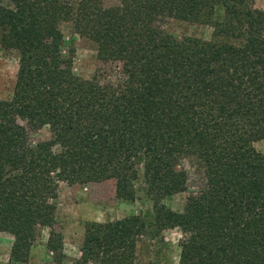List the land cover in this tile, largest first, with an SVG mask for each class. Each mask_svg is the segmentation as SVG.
<instances>
[{
  "label": "trees",
  "instance_id": "1",
  "mask_svg": "<svg viewBox=\"0 0 264 264\" xmlns=\"http://www.w3.org/2000/svg\"><path fill=\"white\" fill-rule=\"evenodd\" d=\"M0 0V47L19 58L13 97L0 101V232L10 264L27 261L45 229L63 264L60 186L114 181L154 203L133 215L88 222L74 264H135L153 232L179 229V264H264V9L256 0ZM264 1V0H263ZM177 19L212 29L179 39ZM97 46L93 78L73 72L61 24ZM51 137L32 145L31 130ZM190 161L204 184L184 211Z\"/></svg>",
  "mask_w": 264,
  "mask_h": 264
},
{
  "label": "rangeland",
  "instance_id": "2",
  "mask_svg": "<svg viewBox=\"0 0 264 264\" xmlns=\"http://www.w3.org/2000/svg\"><path fill=\"white\" fill-rule=\"evenodd\" d=\"M115 0H108L114 4ZM255 7L264 9V1L256 0ZM65 38V54L73 55V72L82 79H91L100 68L97 46L87 38L81 37L74 31L70 22L60 26ZM164 28L179 39L198 37L204 40L212 39V29L207 26L192 24L177 19H169ZM19 58L15 51L4 50L0 47V101L13 97ZM48 127L31 130L30 143L50 139ZM255 148L264 154V140L255 143ZM189 174L188 190L165 199L168 208L182 212L189 200L198 194L204 184L203 175L188 161L181 163ZM141 180L138 183L136 200L126 202L116 196L114 181L91 183L87 185L70 186L62 183L58 200V228L64 237L63 264H74L81 256V247L85 237V227L88 222H106L137 215L143 217L149 224L154 218V203L145 191L142 178V164L138 166ZM50 230L45 229L41 239L32 248L27 261L19 264H55L54 256L47 248ZM182 233L179 229L153 232L139 245L135 264H179L180 241ZM14 238L7 232H0V264H10V253Z\"/></svg>",
  "mask_w": 264,
  "mask_h": 264
}]
</instances>
